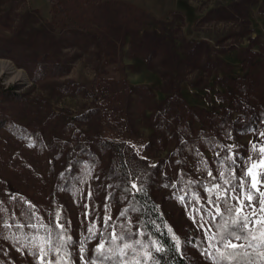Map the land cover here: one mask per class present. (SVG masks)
Listing matches in <instances>:
<instances>
[{
    "label": "rangeland",
    "instance_id": "374dc122",
    "mask_svg": "<svg viewBox=\"0 0 264 264\" xmlns=\"http://www.w3.org/2000/svg\"><path fill=\"white\" fill-rule=\"evenodd\" d=\"M146 1L164 8L170 3V0ZM182 2L194 9L196 17H202L193 26L184 24L187 11L177 6V0L173 9L162 17H156L139 6L130 8L126 3L107 0H60L67 15H61L47 0H0V90L13 86L15 89L12 90L17 92V95L0 93V118L3 119L0 124V209L5 211L6 198L16 199L17 196L34 205L48 202L53 184L49 171L55 151L53 138L62 139L59 125L63 123L54 120L52 113L74 117L94 106L90 96L82 91L72 92L76 88L74 84L69 85L70 93L61 91L64 84L60 81L68 78L86 89L91 87L98 59L96 38L99 34H106L114 39L112 26H136L140 34L145 29L154 30L173 43L180 56H183V45L187 41L204 39L210 50L209 56L216 60V65L192 68L182 62L179 84L186 101L200 108L229 106L227 98L231 87L227 80L264 68V59L259 55L264 42V0ZM125 35L123 44L112 47L108 62L99 69V78L119 79L128 86L145 85L153 90L156 101L161 100L166 95L162 89V77L157 68L148 67L142 56L128 53L131 38L129 32ZM56 49L67 62L68 72L60 76L47 72L44 79L33 81L24 65L36 72V67L29 62L34 59L32 55ZM246 50L255 54L249 56L245 54ZM132 104L121 123V132L114 129L112 133L124 137L137 152L151 160L166 157L170 146L144 148L152 128L133 101ZM236 115L235 112L233 116ZM84 122L82 127L92 135L96 130L101 135L106 134L96 116L86 117ZM257 137L258 134L250 131L241 134L238 140L249 144ZM232 142L228 141L229 144ZM249 148L250 144L245 156ZM204 154L211 156L212 152L205 150ZM189 161L192 165L193 158ZM96 185L97 181L90 177L77 182L76 186L81 190L79 195L60 193L59 204L66 200L74 219L79 217V203L85 202L94 208L93 215L102 216L103 206L100 193H95ZM89 189L93 197L86 201ZM180 194L170 187L158 188V199L178 230L195 234L199 229L189 216L190 208L186 209L176 198ZM202 263L210 264V261Z\"/></svg>",
    "mask_w": 264,
    "mask_h": 264
},
{
    "label": "trees",
    "instance_id": "16d2710c",
    "mask_svg": "<svg viewBox=\"0 0 264 264\" xmlns=\"http://www.w3.org/2000/svg\"><path fill=\"white\" fill-rule=\"evenodd\" d=\"M47 1L61 15H67V9L61 5L60 0ZM107 1L118 4L126 3L130 8H139L136 4L123 0ZM177 6L187 11L185 25L193 26L202 18L201 16L196 17L193 14L194 9L182 0H177ZM111 30L114 31V39L106 34H99L96 38L98 59L91 87L86 89L68 78L60 81L64 84L61 91L70 93L69 85L74 84L76 88L72 92L82 91L90 96L94 101V106L74 117L70 114L62 115L60 112L52 113L54 120L63 121L59 125L62 139L58 141L53 138L55 151L49 164L53 184L48 193V202H44L43 205H35L34 211L43 216L45 222H49L53 220L55 211L62 210L66 219L71 220L70 234L78 238V231L82 230L83 217L81 214L85 211L84 203H79V217L74 219L66 200L60 205L58 196L63 192L73 194L78 189L76 183L90 177L93 181H97V185L94 187L95 193H100L103 207L106 196L109 193L112 195L113 198L108 200V203L111 205L114 219L122 208L131 205L140 210L132 212L130 209L128 215L133 218L134 222L155 220L161 225L160 232H155L153 225H147V230L153 232L154 238H159L169 247L171 246L170 237L164 228V224L167 223L182 240L192 242L183 245L184 258L173 251H169L166 256L157 254L161 264H203L202 262H208L194 246L200 243L203 233L200 230L195 234L183 233L178 230L170 219L169 213L164 209L163 203L158 199V188L165 187L164 185L167 184H175L176 188L172 189L179 191L183 188L188 191L187 181L196 180L197 183L190 186L191 190L199 191L201 195H204L202 187L208 184V177L200 163L201 159L207 160L214 174H217L220 164L215 153L220 152L221 157L229 154L227 148L221 149L217 145H230L228 141L231 140L233 141L231 144L239 146L240 158L245 156L249 144L239 141L240 135L250 131L255 134L264 131V68L227 80L231 87L229 89L230 96L227 98L230 102L229 106L224 105L212 109L200 108L186 101L179 84L182 79L180 69L182 62L192 68L216 65V60L209 56L210 50L204 39L187 41L183 45V56H180L174 49V44L169 42L163 34H158L154 30L145 29L140 34L139 28L136 26L121 28L116 25L112 26ZM126 32H129L131 38L128 43V53L133 56H142L148 67L157 68L162 77V89L166 95L159 101L154 99L153 90L145 85L128 86L119 79L99 78L100 67L108 62L112 47L116 48L125 42ZM250 53L255 54L251 50L245 52L249 56ZM119 54H121V50ZM259 55L264 59V42L259 48ZM32 57L34 59H29V62L33 63L37 71L32 72L27 65L24 66L33 81L44 79L47 72L53 76H60L68 72L69 66L66 61L62 60L57 49L52 52L42 51ZM15 61L17 64L23 65L17 60ZM12 89L15 88L13 86L10 89L4 88L0 90V93H2L1 95L3 93L17 95V92ZM99 98L103 100L100 101ZM132 101L152 128L144 148L151 150L152 148L163 149L170 146L169 154L166 157L151 160L137 152L135 147L124 137L115 136L112 133L114 129L121 132V123L129 113V108L133 105ZM145 111H148L147 116ZM235 112L237 115L233 116ZM92 116H96L101 125L105 127V135H101L98 130L95 131V135H92L90 131L82 127V124L85 123L84 119ZM2 121L3 119L0 118V124ZM205 150L211 151V156L204 154ZM234 151L236 150L234 149ZM143 157L147 159H143ZM190 158H193L192 165H190ZM178 160L181 161L180 164L176 163ZM151 164H156L157 167L152 168ZM125 175L130 178L132 176L140 177L137 183L143 184L148 196L145 197L141 194L137 196L136 200L121 199L125 194L120 187H115V185L121 184V180H117L116 177L123 178ZM109 184L113 187L108 188ZM78 195L79 192H76L75 197ZM4 202L6 204L5 211H0V262L2 264H35L32 256L26 252L21 254L16 250L14 241L5 239L17 232L15 227L5 228V222L13 225L35 222L29 219L31 211L26 203L28 201L17 196L16 199L6 198ZM153 203L159 206V213L152 208ZM47 213L49 216H46ZM119 222L117 221V223ZM86 226L85 223L84 227ZM22 231L33 230L26 228ZM89 247H94V243Z\"/></svg>",
    "mask_w": 264,
    "mask_h": 264
},
{
    "label": "snow or ice",
    "instance_id": "6c2138e0",
    "mask_svg": "<svg viewBox=\"0 0 264 264\" xmlns=\"http://www.w3.org/2000/svg\"><path fill=\"white\" fill-rule=\"evenodd\" d=\"M249 144L248 154L242 159L238 145H217L221 149L227 148L229 154L221 157L220 152L215 153L220 164L217 174L207 160L201 159L208 177V184L202 187L204 195L191 190L190 186L195 185L196 180H188L189 190L182 188L179 190L182 194L176 196L186 209L190 208V218L203 233L200 243L194 246L210 264H264V131ZM116 179L121 180V184L115 187H120L125 194L121 199L136 200L141 194L148 196L143 184L137 183L140 177L125 175ZM164 186L176 188L175 184ZM80 191L76 189L73 195ZM92 197L89 189L85 200L90 201ZM112 198L110 193L106 196L102 216L93 215L94 208L85 202L78 238L70 234L71 220L66 219L62 210L55 211L53 220L45 222L44 217L34 211L36 206L26 202L31 211L29 219L35 222L14 225L5 222V228L17 229L5 239L14 241L16 250L32 256L35 264H161L157 254L166 256L169 251L184 258L183 245L191 244V241L182 240L165 223L171 240L169 247L147 230V225L151 224L155 232H160L161 225L155 220L134 222L129 211L140 210L131 205L122 208L114 219L108 203ZM152 208L159 213L158 205L153 203ZM26 228L33 231H22ZM93 243L94 247L90 248Z\"/></svg>",
    "mask_w": 264,
    "mask_h": 264
},
{
    "label": "crops",
    "instance_id": "0c3cea01",
    "mask_svg": "<svg viewBox=\"0 0 264 264\" xmlns=\"http://www.w3.org/2000/svg\"><path fill=\"white\" fill-rule=\"evenodd\" d=\"M125 1L132 2L139 7L146 9L148 12H151V14H153L156 17H162L165 16V14L169 10L173 9L176 0H170L169 5L165 8L153 5V3H149V1L146 0H125Z\"/></svg>",
    "mask_w": 264,
    "mask_h": 264
},
{
    "label": "bare ground",
    "instance_id": "6f19581e",
    "mask_svg": "<svg viewBox=\"0 0 264 264\" xmlns=\"http://www.w3.org/2000/svg\"><path fill=\"white\" fill-rule=\"evenodd\" d=\"M3 68V67H2ZM7 68H8V66H7Z\"/></svg>",
    "mask_w": 264,
    "mask_h": 264
}]
</instances>
